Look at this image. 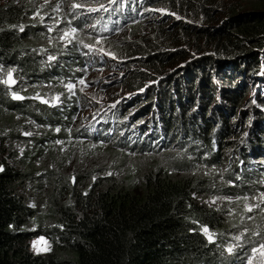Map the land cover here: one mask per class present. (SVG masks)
Instances as JSON below:
<instances>
[{
    "label": "trees",
    "instance_id": "obj_1",
    "mask_svg": "<svg viewBox=\"0 0 264 264\" xmlns=\"http://www.w3.org/2000/svg\"><path fill=\"white\" fill-rule=\"evenodd\" d=\"M213 1L117 0L92 34L74 16H59L63 28L53 23L48 30L46 11L35 0L0 4V69L14 70L19 83L12 89L0 84V264H242L229 260L227 249L251 253L264 236V179L253 178L242 159L264 150V10H233L218 27L175 20L182 33L201 35L206 45L182 54L176 67L140 91L136 81L144 73L134 71L129 85L137 92L123 103L138 108L126 121L127 104L119 103L82 136L72 128L80 100L71 92L78 70L90 62L82 55L89 41L125 17L133 28L156 6L192 21L202 13L211 23ZM166 54L142 57L154 65ZM247 81L257 88L254 103L241 106ZM17 90L24 98L10 102ZM50 95L56 103L40 100L52 103ZM148 116L145 123L162 127L168 140L164 153L124 146L129 130L120 143L102 138L115 124L124 129ZM17 117L34 121L38 131L11 161L3 157L4 145ZM245 117L249 130L242 138ZM159 135L151 131L143 140L147 145ZM226 151L227 160L219 158L225 162L223 181L214 165L204 162L205 171L197 173L188 160L206 152L217 161ZM248 205L259 207L249 212ZM37 237L48 241L47 252L29 250Z\"/></svg>",
    "mask_w": 264,
    "mask_h": 264
},
{
    "label": "rangeland",
    "instance_id": "obj_2",
    "mask_svg": "<svg viewBox=\"0 0 264 264\" xmlns=\"http://www.w3.org/2000/svg\"><path fill=\"white\" fill-rule=\"evenodd\" d=\"M3 1L4 0H0V4ZM35 1L39 2L38 6H41L46 11L43 15V23L48 30L53 29V23L57 24V26H55L57 28L62 27L59 24V16H64L65 18L74 16V18H80L83 24H85V28L91 30L93 27H97L101 21H106V17L113 12L114 7L112 4L117 0ZM213 2L218 3H211L212 12L209 18L211 23L205 21V15L202 13L199 14L198 18L192 21L175 11L162 6H156L150 7V14L143 15L140 20L133 22V24H135L133 28H131V19L125 17L115 28L106 31L103 37L97 38L94 41H89L90 44L84 46L85 49L82 55L86 58V61L89 60L90 62L84 63L83 67L78 70V85L74 86L71 92L77 93L80 100L72 128H75V130L81 133L80 136H82V133H84L86 129L95 126L96 120L104 117V113H107L109 109H112L113 106L119 103L127 104V106L123 108L125 109L124 112L127 113L124 118V121H126L138 106H134L132 103H123V101L130 98L133 93L150 87L157 77L170 71L173 67H176L181 60L182 54L188 55L189 53H194L197 49H201L206 45L203 36H195L187 33L188 31L182 33L179 28L180 25L178 23L174 24L175 20H183L189 25L198 24L200 27H218L220 26L221 20L228 16L233 10H238L240 13H259L264 10V5L261 4V0H214ZM73 5H79V7H73ZM139 13H141V11ZM124 14L128 15L127 9L124 11ZM54 20L57 21L54 22ZM136 24L139 25L137 29L136 27L138 25ZM96 31H98V29H96ZM92 33L93 30H91V34ZM164 52H168L166 57L162 61H156L154 65L146 64L147 60L142 57L154 53L163 55ZM100 57L102 58L101 62H99ZM138 60L144 64H139ZM9 71L13 72V70L10 69H0L1 85H4L3 81L5 75ZM134 71H142L144 73L143 79H138V81H136L140 84L139 87H141L137 91H134L129 85L134 82L131 81V76ZM15 78L17 84H19L16 76ZM81 81H84V83H81ZM19 89L20 88H18V90ZM256 89L255 84H252L251 81L245 83L241 94V106L254 103L253 97L255 96ZM16 94L20 96L19 91ZM49 97L52 98V103L46 102L47 105H52L57 102L56 97L51 95ZM20 100L21 99H13V94L9 96L10 102L16 103ZM40 100L45 101L42 98H40ZM143 118L144 117H142L136 125L133 124V121H130L129 126L124 128V130H129V135L127 138L122 136L121 144L124 146L136 145L137 148L141 147L144 150L147 149V151L157 150L164 153L165 150H163V148L169 143H167V138L163 139L161 136V131H163L162 127L159 129V126H155L151 129L149 125L145 123L150 120V117ZM14 120L16 123H13V127H11L14 134L10 137L7 135V140L4 145L5 154H3V157L11 161H14L16 155L20 157L26 150V147L32 144V137L35 136L38 131L34 121H20L19 117ZM245 120L246 117L243 120L244 125L239 132L241 134H239L240 136L244 134L242 138L245 137L249 130ZM96 125H100V120ZM145 126L148 129V133H151V131L154 134L159 132V139L165 143L157 144V142L150 140L149 144L146 146V140H143V137H145L147 133L135 131L137 127L140 128ZM95 131H98L97 128H95ZM26 133H28V135H26ZM122 133L123 128H121V125L115 124L113 130L104 133L102 138L108 139L107 141H110L112 144L120 143ZM240 141L243 142L242 139H240ZM161 146L162 148H159ZM195 151H197V149ZM230 152L218 153L217 161H214L213 157H210L206 152L198 153V160L192 157H189L188 160L192 162V165H194L193 170L197 173H203L205 171L204 162L214 165L219 174V179L222 180L225 162L222 161L220 163L219 158L222 157L227 160ZM234 160L235 159L232 161ZM242 161L243 164L252 165L255 173L253 178L257 177L258 180L263 181L264 150L262 148H256V152L253 156L249 155V157L242 159ZM244 171L247 172L248 169L244 168L242 172ZM238 181L241 182L242 179L238 177ZM217 202H220L219 199ZM261 244H264V236L260 238V241L254 248L259 249ZM48 249L49 243L43 237L33 238L29 241V250L34 254H43L47 252ZM244 252H246L245 249H243V252L238 248L233 249L232 252L229 253V260L238 258L242 261V264H249V260L251 259L252 264H264V256H262L259 251L255 254L251 251L249 255Z\"/></svg>",
    "mask_w": 264,
    "mask_h": 264
},
{
    "label": "snow or ice",
    "instance_id": "obj_3",
    "mask_svg": "<svg viewBox=\"0 0 264 264\" xmlns=\"http://www.w3.org/2000/svg\"><path fill=\"white\" fill-rule=\"evenodd\" d=\"M73 7H79V5H73ZM20 30L23 31V27H21ZM50 59H51V57H50ZM7 76H8L7 80L3 81V83L9 84V85L14 84L15 83V80H13V78H12V71H9L8 74H7ZM81 83H84V81H81ZM68 87H69V89H71L73 87V85L70 84V85H68ZM23 98L24 97H21V96L17 95L16 93H13V99H23ZM43 102L46 103L47 101H43ZM26 135H28V133H26ZM245 199H247V198H245ZM261 200H262V202H264V194H261ZM253 207H259V205H255V206L248 205L247 206V211L251 212L253 210ZM203 232L208 237L209 242L210 243L213 242V234L209 233V230H208L207 227H204L203 228ZM235 239L236 240H239L240 237L239 236L238 237H235ZM227 251L229 253H231L232 252V248L229 247L227 249ZM258 251L260 252V254L262 256H264V244H261L260 247H259V249H257V248H253L252 249V252L254 254L257 253ZM249 264H252V260L251 259L249 260Z\"/></svg>",
    "mask_w": 264,
    "mask_h": 264
},
{
    "label": "water",
    "instance_id": "obj_4",
    "mask_svg": "<svg viewBox=\"0 0 264 264\" xmlns=\"http://www.w3.org/2000/svg\"><path fill=\"white\" fill-rule=\"evenodd\" d=\"M7 74L5 75L4 81L7 80V78H8ZM12 78H13V80H15V83L14 84L9 85V84H5L4 83V86L7 87L8 89H12V88H14L17 85V80H16L13 72H12Z\"/></svg>",
    "mask_w": 264,
    "mask_h": 264
},
{
    "label": "bare ground",
    "instance_id": "obj_5",
    "mask_svg": "<svg viewBox=\"0 0 264 264\" xmlns=\"http://www.w3.org/2000/svg\"><path fill=\"white\" fill-rule=\"evenodd\" d=\"M147 124L149 125V123H147ZM150 127H151V126H150ZM151 129H153V128L151 127ZM123 130H124V129H123ZM107 132H108V131H107ZM146 133H147V135H148V131H147ZM128 135H129V134H128ZM147 135H146V136H147ZM143 138H144V137H143ZM150 140L154 141V139H149L147 145L149 144V141H150ZM157 140H158V141H155V142H157V144H164V143H165V142L161 141V140L159 139V137L157 138ZM147 145H146V146H147ZM240 171L242 172V170H240Z\"/></svg>",
    "mask_w": 264,
    "mask_h": 264
},
{
    "label": "clouds",
    "instance_id": "obj_6",
    "mask_svg": "<svg viewBox=\"0 0 264 264\" xmlns=\"http://www.w3.org/2000/svg\"><path fill=\"white\" fill-rule=\"evenodd\" d=\"M96 123H98V120L95 121V124H96ZM250 166L252 167L251 164H250L248 167H250ZM248 167H247V168H248ZM247 168H246V169H247ZM240 173H243V172H240Z\"/></svg>",
    "mask_w": 264,
    "mask_h": 264
}]
</instances>
